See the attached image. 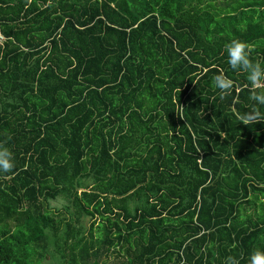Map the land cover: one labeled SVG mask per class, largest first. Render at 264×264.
I'll use <instances>...</instances> for the list:
<instances>
[{
  "label": "trees",
  "instance_id": "16d2710c",
  "mask_svg": "<svg viewBox=\"0 0 264 264\" xmlns=\"http://www.w3.org/2000/svg\"><path fill=\"white\" fill-rule=\"evenodd\" d=\"M0 35V264L43 261L61 224L66 264L264 248V120L241 123L264 106L224 51L238 39L264 64V0H0Z\"/></svg>",
  "mask_w": 264,
  "mask_h": 264
},
{
  "label": "clouds",
  "instance_id": "9594fccd",
  "mask_svg": "<svg viewBox=\"0 0 264 264\" xmlns=\"http://www.w3.org/2000/svg\"><path fill=\"white\" fill-rule=\"evenodd\" d=\"M224 51L230 69L245 74L250 91L253 93L251 99L255 101L256 105L264 106V64L253 62L250 59L249 45L238 39L226 43ZM213 86L219 90L222 99L225 94L231 92L233 80L224 74H218L213 79ZM262 120L264 117H261V114L253 108L242 117L241 123L245 125L255 124ZM13 168V152L7 147L0 146V173L10 172ZM226 264H239V262L236 258L229 257ZM247 264H264V248H258L251 252Z\"/></svg>",
  "mask_w": 264,
  "mask_h": 264
},
{
  "label": "rangeland",
  "instance_id": "374dc122",
  "mask_svg": "<svg viewBox=\"0 0 264 264\" xmlns=\"http://www.w3.org/2000/svg\"><path fill=\"white\" fill-rule=\"evenodd\" d=\"M91 181L89 178L85 179L82 184L83 186L90 184ZM67 204L66 199L63 196H59L56 200L50 202V206L52 211L55 209H58L61 211L60 218L64 221L69 220L72 218L74 219L71 214L67 213L66 209L64 208V205ZM130 205L132 206L133 203L131 202ZM72 211V210H71ZM90 223V220L88 217H81L77 222L74 223V226L76 228L83 227L81 229L80 233L81 235H84L85 237L88 238V225ZM100 224V222H99ZM98 224V227H99ZM96 226L94 229V235L98 236L99 229ZM66 230L65 224H61L60 230L57 232V234L53 235L50 230H47L48 236H49V245L46 247L47 253L45 259L43 261H40L38 259L33 260L32 264H66V259L64 258V250H63V238H64V233L63 231ZM66 255V254H65ZM116 261H122V257L120 256L118 260L114 257V253H112L108 258L103 259L100 261V264H112L113 262ZM91 262L90 264H92Z\"/></svg>",
  "mask_w": 264,
  "mask_h": 264
},
{
  "label": "crops",
  "instance_id": "0c3cea01",
  "mask_svg": "<svg viewBox=\"0 0 264 264\" xmlns=\"http://www.w3.org/2000/svg\"><path fill=\"white\" fill-rule=\"evenodd\" d=\"M259 198H260L259 200H260L261 202H263V198H262V196H260ZM245 213H246V214H250V213H252V214L254 215V217H256V215L258 214L257 210H254V211H253L252 209H248V208L246 209Z\"/></svg>",
  "mask_w": 264,
  "mask_h": 264
},
{
  "label": "built area",
  "instance_id": "2783aa9c",
  "mask_svg": "<svg viewBox=\"0 0 264 264\" xmlns=\"http://www.w3.org/2000/svg\"><path fill=\"white\" fill-rule=\"evenodd\" d=\"M2 41H3V37L0 35V44H1Z\"/></svg>",
  "mask_w": 264,
  "mask_h": 264
}]
</instances>
